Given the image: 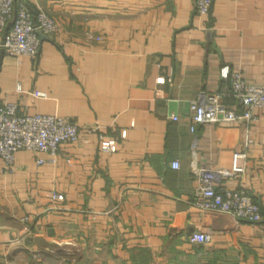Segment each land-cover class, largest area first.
<instances>
[{
  "label": "crops",
  "instance_id": "obj_1",
  "mask_svg": "<svg viewBox=\"0 0 264 264\" xmlns=\"http://www.w3.org/2000/svg\"><path fill=\"white\" fill-rule=\"evenodd\" d=\"M21 1L59 29L42 35L35 59L7 55L0 34V106L70 118L81 132L43 164L30 150L10 169L0 158V264H133L143 252L201 250L212 264H264V108L247 125L194 131L190 108L226 84V67L264 86V0H213L204 15L194 0ZM237 151L243 173L216 188L251 193L258 222L195 206L196 170L232 169ZM193 232L211 242L191 243Z\"/></svg>",
  "mask_w": 264,
  "mask_h": 264
},
{
  "label": "built area",
  "instance_id": "obj_2",
  "mask_svg": "<svg viewBox=\"0 0 264 264\" xmlns=\"http://www.w3.org/2000/svg\"><path fill=\"white\" fill-rule=\"evenodd\" d=\"M212 3L213 0H194L196 13L207 14ZM58 29L56 19L46 11L40 10L34 14L21 0H0V34L5 32L1 46L7 55H26L35 59L41 47V34H53ZM96 39L100 40L101 37L97 36ZM221 77L227 81L226 84L217 91L203 93L199 100L191 103V130L206 123L241 121L247 125L257 120L254 108H264V86L250 83L240 71L228 67L223 68ZM171 118L177 120L178 116L172 115ZM80 132L79 125L70 118L20 113L18 104L14 102L0 106V158L9 169L14 165L19 150L32 151L37 163L43 164L47 161L43 154H56L61 143L75 142ZM102 148L114 150L115 140L103 141ZM242 156H245L242 152L234 153L232 169L196 170L200 199L195 206L198 209L230 213L237 219L249 222L262 219L261 207L251 193L244 189L216 188L215 182L219 176L243 173L244 168L237 162ZM172 166L178 168L179 163L174 161ZM57 197L63 198L62 195ZM189 241L209 244L211 235L193 232Z\"/></svg>",
  "mask_w": 264,
  "mask_h": 264
},
{
  "label": "rangeland",
  "instance_id": "obj_3",
  "mask_svg": "<svg viewBox=\"0 0 264 264\" xmlns=\"http://www.w3.org/2000/svg\"><path fill=\"white\" fill-rule=\"evenodd\" d=\"M166 256L167 257L163 259L146 257L141 260L139 258V260H135L133 264H212L214 261L213 256L210 253H206L204 250L196 252L193 256L177 255V257L173 258L170 257L171 253L166 254Z\"/></svg>",
  "mask_w": 264,
  "mask_h": 264
},
{
  "label": "trees",
  "instance_id": "obj_4",
  "mask_svg": "<svg viewBox=\"0 0 264 264\" xmlns=\"http://www.w3.org/2000/svg\"><path fill=\"white\" fill-rule=\"evenodd\" d=\"M143 253H145V254H143V255H139L138 257H134V261L135 260H139V258L142 260L143 258L145 259L146 257H149L150 258V256L148 255V252H143Z\"/></svg>",
  "mask_w": 264,
  "mask_h": 264
},
{
  "label": "water",
  "instance_id": "obj_5",
  "mask_svg": "<svg viewBox=\"0 0 264 264\" xmlns=\"http://www.w3.org/2000/svg\"><path fill=\"white\" fill-rule=\"evenodd\" d=\"M41 37H42V34H41Z\"/></svg>",
  "mask_w": 264,
  "mask_h": 264
}]
</instances>
